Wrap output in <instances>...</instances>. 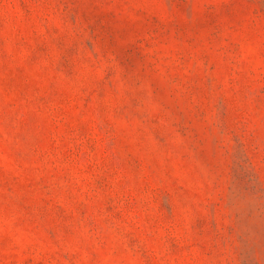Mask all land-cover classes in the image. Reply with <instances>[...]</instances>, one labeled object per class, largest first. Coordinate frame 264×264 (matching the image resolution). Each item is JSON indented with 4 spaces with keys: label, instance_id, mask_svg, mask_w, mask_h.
Listing matches in <instances>:
<instances>
[{
    "label": "rangeland",
    "instance_id": "rangeland-1",
    "mask_svg": "<svg viewBox=\"0 0 264 264\" xmlns=\"http://www.w3.org/2000/svg\"><path fill=\"white\" fill-rule=\"evenodd\" d=\"M0 264H264V0H0Z\"/></svg>",
    "mask_w": 264,
    "mask_h": 264
}]
</instances>
